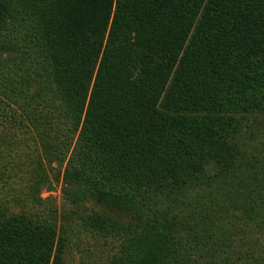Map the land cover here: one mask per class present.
Wrapping results in <instances>:
<instances>
[{
	"label": "trees",
	"instance_id": "16d2710c",
	"mask_svg": "<svg viewBox=\"0 0 264 264\" xmlns=\"http://www.w3.org/2000/svg\"><path fill=\"white\" fill-rule=\"evenodd\" d=\"M17 147L0 264H64L55 183L103 264H264V0H0Z\"/></svg>",
	"mask_w": 264,
	"mask_h": 264
},
{
	"label": "rangeland",
	"instance_id": "374dc122",
	"mask_svg": "<svg viewBox=\"0 0 264 264\" xmlns=\"http://www.w3.org/2000/svg\"><path fill=\"white\" fill-rule=\"evenodd\" d=\"M17 148L18 150L13 148V151L11 149L9 151L8 148L0 151V192L14 189L16 192L19 191V147ZM6 164L9 165V169L2 175ZM9 176L14 178L11 185L7 184ZM54 186L55 188L52 190L44 189L41 194L43 198L53 197L59 210L61 212L65 211L64 214L67 218L70 217L69 242L64 264H103L110 261L118 253L121 239L119 237L96 235L88 230L86 231L80 224L76 225L73 220H78L76 217L74 218L70 206L63 199L61 184L55 183ZM89 206L98 209V211L101 209L93 203H89ZM249 237L252 240H258L260 245H264L263 230H260L259 234H250Z\"/></svg>",
	"mask_w": 264,
	"mask_h": 264
}]
</instances>
